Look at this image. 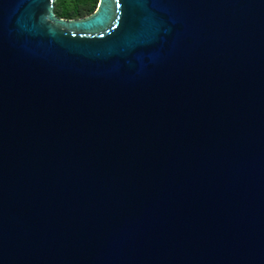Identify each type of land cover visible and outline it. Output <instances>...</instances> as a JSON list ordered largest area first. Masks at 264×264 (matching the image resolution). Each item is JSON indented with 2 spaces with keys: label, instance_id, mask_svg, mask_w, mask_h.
I'll use <instances>...</instances> for the list:
<instances>
[{
  "label": "water",
  "instance_id": "1",
  "mask_svg": "<svg viewBox=\"0 0 264 264\" xmlns=\"http://www.w3.org/2000/svg\"><path fill=\"white\" fill-rule=\"evenodd\" d=\"M0 0V264H264V0Z\"/></svg>",
  "mask_w": 264,
  "mask_h": 264
},
{
  "label": "trees",
  "instance_id": "2",
  "mask_svg": "<svg viewBox=\"0 0 264 264\" xmlns=\"http://www.w3.org/2000/svg\"><path fill=\"white\" fill-rule=\"evenodd\" d=\"M99 0H57L56 14L65 19H78L92 15Z\"/></svg>",
  "mask_w": 264,
  "mask_h": 264
}]
</instances>
